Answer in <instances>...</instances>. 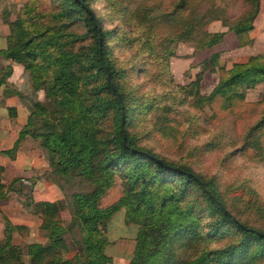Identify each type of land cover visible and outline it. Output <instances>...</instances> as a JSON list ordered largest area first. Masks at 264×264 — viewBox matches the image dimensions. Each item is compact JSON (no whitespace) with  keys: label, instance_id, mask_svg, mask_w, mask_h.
I'll return each mask as SVG.
<instances>
[{"label":"trees","instance_id":"obj_1","mask_svg":"<svg viewBox=\"0 0 264 264\" xmlns=\"http://www.w3.org/2000/svg\"><path fill=\"white\" fill-rule=\"evenodd\" d=\"M40 1L26 0L14 19L4 13L9 33L0 46V85L28 108L17 140L5 152L14 156L26 135L36 139L63 200L34 199L31 187L22 192L14 185L20 177L3 182L0 166V201L11 190L22 193L23 205L40 218L46 237L13 242L11 232L26 225L6 219L0 264H117L106 251L117 212L135 228L127 264H264V227L236 213L215 178L143 140L152 130L177 132L176 105L199 108L218 99L229 109L264 82V52L229 67L218 66L220 53L212 52L187 84L174 81L169 61L178 42L203 49L221 41L227 30L238 45L252 43L261 0H245L248 7L235 18L228 16L225 0H106L104 13L96 11L94 0H48L41 10ZM214 20L226 30L210 29ZM119 47L131 48L132 55L121 58ZM12 62L28 76L23 89L7 80ZM206 70L219 75L203 93ZM8 110L15 113L13 106ZM149 117L152 128L142 130ZM242 147L264 162V108ZM114 182L120 194L103 204ZM254 201L255 212L264 217V203ZM62 207L70 214L67 224L59 217ZM154 232L159 239L150 247ZM70 243L72 257L66 255Z\"/></svg>","mask_w":264,"mask_h":264},{"label":"rangeland","instance_id":"obj_2","mask_svg":"<svg viewBox=\"0 0 264 264\" xmlns=\"http://www.w3.org/2000/svg\"><path fill=\"white\" fill-rule=\"evenodd\" d=\"M25 1L0 0V46L6 44V36L9 33V26L4 20V13H8L9 19H14ZM225 1L228 3L226 11L230 18L239 16L248 7L245 0ZM105 3L106 0H94L93 4L97 12L104 13ZM48 4V0H41L38 9L46 8ZM209 28L223 30L226 26H223L220 20H214L209 24ZM254 34L257 41H260V39L264 41V0H261ZM217 47L220 48L218 51L220 53L218 66L224 65L225 67L239 61L238 59L244 57L246 52L250 50L248 46L245 47L243 52H240L228 39L221 42ZM262 47L264 48V45ZM257 48L258 45L252 51L255 53L264 52V50ZM214 49L209 47L195 49L194 44L189 41L178 42L175 54L169 60L170 72L174 81L179 84H187L193 80L195 73L201 69L200 61L212 52H216ZM119 51L122 58L129 56L133 50L121 47ZM1 59L0 57V63ZM134 60L137 65V57ZM20 66L22 67L21 64ZM218 75L219 71H204L201 78V92L207 93L210 91L218 81ZM27 82L28 76L25 74V84H23L22 89L27 86ZM164 87L166 88V85L156 86L159 90L164 89ZM150 88L152 89V87ZM263 91L264 82H261L254 88L247 90L243 102L229 109L221 108L218 99L205 102L199 108L187 104L176 105L177 112L172 115L178 121L176 125L177 132L166 135L152 130L148 137L143 140L161 154L171 159L180 157L188 160L197 171L203 173L206 177L212 176L215 178L229 203L228 205H231L236 213H239L242 218L247 219L250 223L264 227V217L258 216L255 212L254 201V198H256L259 202L264 203V162L249 149L243 147L240 149L247 129L259 117L264 108V101L261 99ZM38 97L43 99L44 93L42 90L38 91ZM153 121L154 118L149 117L144 122L142 130L151 129ZM43 176L50 180L48 174L43 172ZM69 186L70 190L76 188L75 185ZM57 189L56 192L61 194L57 199L63 200L61 190ZM119 189V182H114L109 197L103 200V204L117 198L120 194ZM251 189H254V192H251ZM24 190L28 191L27 186L24 187ZM23 199L24 195L22 194L19 200L23 202ZM28 212L32 213L29 209ZM59 217L63 219L64 224H67L70 214L66 207L61 208ZM36 228V225H34L31 227L26 226L25 229L13 230L11 232L13 242L24 245L33 240L44 241L46 237L43 231L39 227ZM107 233L111 242L106 247V251L114 257L117 264H127L134 247V226L126 224L122 212H117L110 222ZM65 235L70 241V234L67 232ZM3 236H0V238ZM158 239V234L156 232L152 233L149 238V241H151L149 246L154 247ZM74 252L73 245L70 243L66 255L72 257Z\"/></svg>","mask_w":264,"mask_h":264},{"label":"crops","instance_id":"obj_3","mask_svg":"<svg viewBox=\"0 0 264 264\" xmlns=\"http://www.w3.org/2000/svg\"><path fill=\"white\" fill-rule=\"evenodd\" d=\"M256 20L257 17L254 21V28L250 31L253 38L252 43L239 46L234 32L230 30H227L222 38L221 42L228 39L240 52H243L245 47H250L246 55L238 59L239 61L246 60L250 54L255 53L253 48H256L257 45L259 49L264 50L262 47L264 41L262 39L257 41L254 34ZM223 30H226V28ZM221 42L219 41L209 48H215L214 51H219L220 48L217 46ZM1 61L3 60L1 59ZM12 68L13 71L7 80L17 87L24 86L25 73L22 67L16 62H12ZM9 90L5 84L0 85V166L3 167L2 181L9 183L14 177H20V180L15 181L14 185L21 187L22 192H27L24 190V187L27 186V188L31 187L30 193L36 200L57 199L61 195L60 192H56L58 187L43 176V172L47 174L46 161L36 139L26 135L20 139L14 156L5 152L14 145L19 130L26 122L28 115V108L25 103L18 95L11 93ZM8 106L15 108L13 115L9 112ZM21 195L22 193L11 190L8 192L7 197L0 201V236L5 233L4 223H6V219L13 224H24L30 227L36 225V229H38L41 220L37 215L28 212V209L19 200Z\"/></svg>","mask_w":264,"mask_h":264}]
</instances>
